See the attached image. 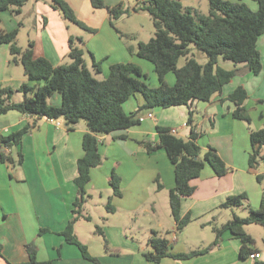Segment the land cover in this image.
Instances as JSON below:
<instances>
[{"label": "crops", "instance_id": "obj_1", "mask_svg": "<svg viewBox=\"0 0 264 264\" xmlns=\"http://www.w3.org/2000/svg\"><path fill=\"white\" fill-rule=\"evenodd\" d=\"M31 1L26 4L19 16L10 11L2 14L0 33L15 30H19L20 33V28L26 26L25 11L29 9V14L35 17L36 35L29 42H34V57L46 58L54 66L62 65L70 54V36L66 35L60 39V13L47 2ZM104 1L108 6L114 7L124 0ZM180 1L183 3V0ZM248 4L256 9L252 2ZM70 5L73 7L71 3ZM32 28L31 25V30ZM116 31L109 14H104L100 29L83 44L92 61L95 59L101 64V73L97 74L99 79L95 77L104 80L110 73L111 65L132 63L141 68L147 76L146 82L151 87H158L160 83L154 65L132 54L129 50L131 46L126 44ZM258 46L263 63L260 75L243 73L227 84L222 94L215 96L212 101L195 102L192 105L197 114V132L201 134L199 146L203 151L209 147L215 149L229 171L225 176L218 177L207 165L201 176L191 182L195 192L192 197L182 200L181 217L191 215L192 222H196L211 216L212 221H206L198 228L199 234L195 240L177 235L174 221L173 229L167 231L172 232L168 240L173 253L182 254L203 249L215 240V234L212 239L207 236L208 225L211 228L214 225L222 227L234 215L245 217L248 211L244 207L220 209L229 197L246 194L253 209H259L264 200V180L259 182L257 179L258 175L264 174V165L260 164L253 170L249 164L253 152L251 133L264 128V35L260 38ZM132 48L136 50L135 46ZM219 66L227 71L244 70L243 65L236 66L222 59ZM166 82L173 86L176 82L175 75L168 74ZM25 83L30 86L44 84L29 81L23 67L11 63L9 45L0 43V90L12 88L16 92L13 102L20 103L24 95L19 92V88ZM240 86L248 93L244 107L251 116V124L234 117L237 107L228 100ZM50 102L60 107L62 95L55 93ZM144 105L145 99L141 94L132 97L125 103L124 110L128 114L138 112L142 123L129 130L116 131L100 138L99 150L104 162L92 170L87 192L91 198L98 192L107 193L109 200L113 195L110 180L115 172L121 178L122 196L112 199V205L115 207L113 216L121 212L131 220L140 211L144 214L152 212L159 220V228H165L160 219V209L165 206V198L160 197L165 192L169 201V192L176 184L175 167L164 149L148 154L142 142L157 143L159 141L157 127L177 130L179 137L189 139L190 109L187 106L158 109L152 111L154 119H150V110L142 109ZM30 121L28 116L18 111H9L0 117V135L9 136L16 133L24 129ZM57 123H61L62 126H57ZM64 123L62 120H40L37 128L24 135L20 145L7 150L13 163L0 161V264L27 262L29 257L26 246L31 243L38 249L37 257L40 262L95 264L84 259L78 247L68 244L60 235L73 217L72 210L78 195L74 180L78 176V160L84 156L83 138L88 132L87 126L83 124L79 123L74 130H70ZM20 154L23 156L22 162ZM159 184L162 185V189H159ZM160 199L163 205H160ZM147 204L151 205L150 210L146 208ZM42 229L49 230L50 233L40 235ZM186 230L187 227L184 231ZM103 231L111 246L121 253L117 256L110 255L102 244L92 242V245L89 244L87 247L90 254L100 260V264H154L145 257L146 252L151 251L148 244L145 247L142 243L130 240L126 236L124 226H107ZM245 232L254 241L253 244L247 245V249L251 250V255L260 253L259 260L250 257L243 259L240 256L242 241L227 231L223 234L221 243L206 255L183 261L164 258L159 264L264 262V228L248 225ZM76 234L78 236L77 224Z\"/></svg>", "mask_w": 264, "mask_h": 264}, {"label": "trees", "instance_id": "obj_2", "mask_svg": "<svg viewBox=\"0 0 264 264\" xmlns=\"http://www.w3.org/2000/svg\"><path fill=\"white\" fill-rule=\"evenodd\" d=\"M134 1L136 6L133 12L148 13L153 19L156 31L149 42H139L136 50L132 47H129V50L154 65L160 83L155 88L146 82L147 76L141 68L132 63L113 64L108 77L98 80L87 66L84 50L75 46L73 38H70L71 63L54 66L46 58L34 57V42H31L27 49L18 46L19 30L0 33V43L10 47L11 63L21 65L29 81L44 82L39 86L23 84L19 92L23 93L24 99L20 103L13 102L16 92L12 88L0 90V117L14 110L31 119L24 129L9 136L0 135V161L13 163L7 150L20 145L24 135L37 128L42 119L62 120L70 130H74L81 121H85L88 132L83 138L84 156L78 160V176L74 180L78 195L72 210L73 217L60 235L68 244L77 246L84 259L95 264H100V260L93 257L87 245L81 242L76 234V224L82 219L91 220L84 211L86 203L91 198L87 192L91 182V172L104 162L99 150L100 138L116 131L129 130L142 123L138 112L132 114L125 112V103L135 95L141 94L145 99L142 109L150 110V113L158 109L180 106H187L190 109L189 139L185 140L177 134H172V129L157 127L159 141L154 144L142 142L148 154L164 149L175 167L176 184L169 192V203L172 218L176 223L175 232L183 231L192 222L191 215L181 217L182 200L192 197L195 192L191 182L201 176L207 165L218 177L225 176L229 171L215 149L209 147L203 151L199 146L198 140L201 134L197 132V114L192 105L195 102L212 101L215 96L222 94L227 84L243 73L258 76L263 70L258 42L264 35V0H251L257 10L251 8L245 0L236 2L208 0L210 5L208 15L193 7L184 6L180 0ZM28 2L30 0H0V22L2 14L6 11H10L15 16L21 15ZM90 2L93 9H102L109 13L113 27L115 21L130 13V8H124L122 3L111 7L104 0H90ZM51 6L60 11L69 22L96 33V29L88 27L77 17L65 0H52ZM130 38L135 39L134 36ZM191 44L207 56L206 64L202 65L190 57ZM182 58L186 59V63L180 68L179 62ZM221 59L236 66L243 65L244 70L227 71L219 66ZM93 67L96 74L101 73V64L95 59ZM170 73H173L176 79L173 86L166 82V77ZM55 93L62 95L60 107L50 102ZM247 99L248 93L243 86L238 87L228 97V100L237 107L234 117L251 124V116L244 107ZM251 143L253 152L249 164L251 169L256 170L260 164L264 165V128L252 131ZM22 161L23 156L20 154V162ZM257 179L262 182L264 174L258 175ZM110 186L113 195L108 200L107 210L113 213L115 211L112 205L113 197L122 196L121 178L115 172L112 174ZM159 189H162L160 184ZM243 207L248 211L246 217L234 215L222 227H214L213 243L189 253H173L169 240L153 231L148 242L151 251L146 252V259L159 264L164 258L183 261L206 255L221 243L222 236L227 231L232 232L242 241L240 256L243 259L249 258L251 250L247 249V245L253 244L254 241L245 232V227L258 225L264 228V200L259 209H253L248 203V196L241 194L229 197L220 209ZM46 233L50 231L46 229L40 231V235ZM97 233L101 235L108 254L120 255V250L111 246L102 228L98 227ZM26 251L29 260L22 264H53L51 261L38 260V249L34 243L28 244ZM254 264H264V262L256 261Z\"/></svg>", "mask_w": 264, "mask_h": 264}, {"label": "rangeland", "instance_id": "obj_3", "mask_svg": "<svg viewBox=\"0 0 264 264\" xmlns=\"http://www.w3.org/2000/svg\"><path fill=\"white\" fill-rule=\"evenodd\" d=\"M33 1V0H32ZM31 1V2H32ZM42 2H47L48 5H52V0H40ZM69 5L70 3L74 7V11L77 17L83 21L88 27L96 28L97 30L100 29L101 22L103 20V15L107 14L106 10L102 9H93L90 0H65ZM248 3L253 1L247 0ZM123 7L130 8V13L127 16H124L119 22H115L114 30L119 33V36L124 39L123 41L128 44L129 46L137 48L139 42H149L151 38L155 36V26L152 17L148 13L139 12L134 13L133 8L135 7L136 2L134 0H124L122 1ZM183 4L185 6L193 7L199 10L201 13L208 15L210 11V5L208 0H183ZM71 6V5H70ZM72 7V6H71ZM72 7V8H73ZM133 7V8H132ZM29 8V7H27ZM257 10V8H256ZM60 13V39L69 35L70 38L75 40L76 47H83L88 39H91L94 35L93 33L89 32L88 30L82 29L81 27L69 22L66 20L62 13ZM109 14V13H108ZM25 21L26 26L20 28V33L18 34V46L27 49L29 47V42L34 38L36 35L35 27V17L32 14H29V9L25 11ZM58 24V23H57ZM32 25V30H31ZM134 34V35H132ZM126 35V36H124ZM135 37V39H131L130 37ZM81 40V41H80ZM191 54L190 57H193L197 62L204 65L207 63V56L197 49L195 45L191 44ZM85 51L84 59L91 69L94 72V76L97 77L95 73V69L93 67V61L91 56L86 51L85 47H83ZM71 59L68 57L62 62V64H70ZM186 63V59L182 58L179 62V67H183ZM98 78V77H97ZM99 79V78H98ZM65 124V123H64ZM80 124L86 126L85 121H81ZM78 125V124H77ZM165 198V206L163 209H160V219L165 224V228H159L158 226V218L153 215L151 212L150 214H144L142 211L135 214L134 217L130 220L128 219L124 213H118L116 216H113L107 210L108 204V194L107 193H95L93 197L88 200L85 205V215L91 217L90 221L87 220H80L77 223V233L81 240L86 245H92V242H99L103 245L102 237L97 233V228L100 227L104 229L107 226H124L126 231V236L129 239H133L136 243H142L145 247L149 242V239L152 237L153 231L158 232V234L162 237L167 239L171 238L172 232L168 233L167 231L173 229L174 220L171 217V208L170 203L167 199L166 193L163 192L161 194ZM160 205H163L162 200L160 199ZM151 205L147 204L146 208L149 210ZM229 210V209H228ZM230 212V211H228ZM218 214V213H217ZM248 213H246V216ZM218 217H222L221 215H217ZM245 216V217H246ZM244 217V216H242ZM206 221H212V217H204L200 221L191 222L187 226L186 231H176V234L182 237H185L188 240H195L198 237L199 232H197L198 228L201 227L203 223ZM216 227L214 225L212 228L208 225L207 229V236L209 238L214 237L213 228ZM218 227V226H217ZM261 230V229H260ZM104 246V245H103ZM92 247V246H91ZM151 248H149L150 250ZM123 254L125 251L122 252Z\"/></svg>", "mask_w": 264, "mask_h": 264}, {"label": "built area", "instance_id": "obj_4", "mask_svg": "<svg viewBox=\"0 0 264 264\" xmlns=\"http://www.w3.org/2000/svg\"><path fill=\"white\" fill-rule=\"evenodd\" d=\"M149 118L150 119H154V115L153 113L149 114ZM57 126H62L61 123H57ZM177 130H172V134H177ZM251 259H255V260H259L261 258V254L260 253H254L250 256Z\"/></svg>", "mask_w": 264, "mask_h": 264}]
</instances>
